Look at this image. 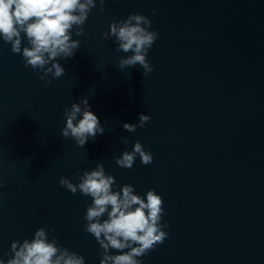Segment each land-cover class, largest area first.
Instances as JSON below:
<instances>
[{
	"label": "water",
	"instance_id": "obj_1",
	"mask_svg": "<svg viewBox=\"0 0 264 264\" xmlns=\"http://www.w3.org/2000/svg\"><path fill=\"white\" fill-rule=\"evenodd\" d=\"M98 8L50 84L0 41V258L44 227L49 240L99 264L102 250L84 231L91 198L58 181L77 183V171L103 163L114 190L131 184L163 199L168 237L141 264H264V0H106ZM131 13L158 34L146 77L139 65L119 70L131 53L101 37ZM84 97L105 132L79 147L60 129ZM139 114L149 121L125 131ZM135 141L152 163L137 156L131 169L118 167Z\"/></svg>",
	"mask_w": 264,
	"mask_h": 264
},
{
	"label": "clouds",
	"instance_id": "obj_2",
	"mask_svg": "<svg viewBox=\"0 0 264 264\" xmlns=\"http://www.w3.org/2000/svg\"><path fill=\"white\" fill-rule=\"evenodd\" d=\"M106 0H0V41L10 44L11 52L20 54L25 67H31L40 79L50 84L52 79L65 74V68L58 62L75 56L80 47L83 25L89 13L97 8L104 10ZM156 10H152L155 15ZM152 21L140 13H131L123 20L108 24L102 39L111 40L117 51L131 53L117 61V68L139 65L146 77L153 71L147 60L148 50L155 43L158 34L150 31ZM27 46H23L24 41ZM50 77V78H49ZM150 117L139 114L135 124L124 123L123 129L129 133L143 128ZM64 126L60 136L71 138L77 146L83 147L89 139L103 134L105 128L90 111L88 98L71 103L64 111ZM128 144V138L121 139ZM139 157L141 164L149 165L153 157L144 146L135 141L131 151H123L116 157L115 164L123 169H131ZM73 183L65 176L59 178V185L67 192L90 197L86 208L84 231L91 234L102 255L99 264H141L138 259L162 244L168 237L162 224L164 214L163 199L154 190H148L142 197L134 192L131 184L114 190L115 178L106 174L103 163H97L91 170L77 171ZM4 187L0 183V189ZM113 250L119 254H113ZM7 260L0 258V264H85L84 257L49 240L48 230L38 228L32 239L13 240Z\"/></svg>",
	"mask_w": 264,
	"mask_h": 264
}]
</instances>
